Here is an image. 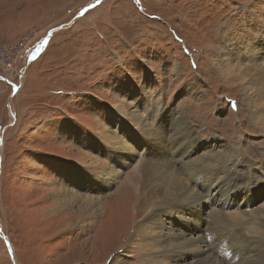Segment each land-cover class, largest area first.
Masks as SVG:
<instances>
[{
	"label": "rangeland",
	"instance_id": "1",
	"mask_svg": "<svg viewBox=\"0 0 264 264\" xmlns=\"http://www.w3.org/2000/svg\"><path fill=\"white\" fill-rule=\"evenodd\" d=\"M263 51L264 0H0V264L160 257L173 236L192 231L173 221L189 214L182 204L153 215L162 234L150 236V249L131 226L147 222L143 203L164 183L146 175L167 158L192 168L181 191L197 189L206 211L258 208L232 235L199 217L204 234L207 223L222 230L221 257V244L261 228L264 122L248 108L241 76L262 71ZM118 105L144 117L145 132L128 122L138 143L122 132ZM115 135L128 153H115ZM204 163L208 176L198 172ZM259 255L240 264H263ZM197 256L188 244L164 264Z\"/></svg>",
	"mask_w": 264,
	"mask_h": 264
},
{
	"label": "bare ground",
	"instance_id": "2",
	"mask_svg": "<svg viewBox=\"0 0 264 264\" xmlns=\"http://www.w3.org/2000/svg\"><path fill=\"white\" fill-rule=\"evenodd\" d=\"M258 58L260 59L261 57H258ZM236 67H238V66H236ZM238 70L240 71L242 69L239 67ZM233 71L234 70L231 71L230 75H232ZM260 73H261L260 78L259 77L254 78L255 75L260 74ZM225 74H226V72H225ZM240 74L242 75L241 71H240ZM241 77L244 78V81H245L244 83H249V90H248V94H247V98H246L248 105H249L248 108L252 109V115L255 118L262 120V122H264V81L262 80V79H264V67H263L261 72H257L256 74H254L253 78L249 77V79H248V77L245 75H243ZM119 106L120 105H118V107ZM120 107H121V109H120L119 114L122 113L121 114L122 115L121 120L126 121V129H124V131H122V132H124L125 134L130 132L129 138L132 139L135 143H138V141H140V138L139 139L137 138L135 140V137L133 136L134 133L131 132L133 130V126L129 127L128 122L132 121V124H135L139 128H142L145 132V130H147V124H145L146 122L144 120V117L140 114V112L137 110V108L135 106H134L135 109L134 110L132 109V111L129 110L127 107H124L123 105H121ZM129 107H131V106H129ZM258 122L259 121H257V123ZM117 137H118V135H115L112 137L114 140L113 146H116V147H114V151L116 150L115 153L116 154H118L119 152L128 153L130 146L121 145L122 141H120V144H119ZM159 137H161V136H159ZM141 145H143V143ZM157 157H159V156H157ZM189 159H191V157H189ZM167 160L168 161H166V160L165 161L169 162V164L171 166L168 165V167L165 169H162V171H159L158 170L159 168L157 169V166H155L152 170H150V172H149L150 176L148 174L146 175L148 178L150 177V179H153V182L159 181L156 178L158 176V177L162 178L164 184H162L161 182L159 184H156L155 189H153L152 193L149 194V198H148V194H147L146 199L148 202L143 201L144 202L143 206L145 204L147 211L149 212V214H147V216L149 215L147 222L145 220L138 226H135V227L131 226V229L133 232L135 231V235L141 236L144 240L147 241L146 246L148 249H150V247H152V245H153L152 241L150 240V236H156V235L162 234L161 232L156 231L153 227L150 226V222H152V220L154 219V218H152L153 215L160 218L162 215H165L169 210L174 209L177 206H181V204H182L183 207H181V210L183 212L189 213L188 215H190V216L193 215V218L191 219L187 214L180 213V215L175 216V218H173V221L177 222V223H178V221H181L183 224L190 223L189 228L192 231L189 233L186 232L187 234L182 233V235L176 234V236H173V242L169 243V245H166L164 252L158 258L153 257L154 256L153 254L149 255V257L148 256L146 257V255L143 254L144 261L142 264H164V259H167L170 261V258H171L170 255H171L172 251L176 250L178 247H186L188 244H190L192 246V248L195 250V252L198 253V256L196 259L199 260V262L194 263V264H240L250 255V252L253 254H257V255L260 254L259 255L260 260L258 257H256V258L261 263L264 264V261H263L264 260V233H258V232H260V229L262 231H264V221H261V223H260L261 228L252 229L251 232H248L249 230H246V232L243 233V235H240L239 239L233 245L234 247L229 248L228 246L221 244V245L225 246L228 250L231 249L234 253V256L235 255L237 256V254L235 253L236 251H242V253L239 254V257H240L239 260L234 261V256L232 258L231 257L229 258L228 252H226V255H224L222 253L224 256L221 257L219 252H218V249H217L220 247L219 246L220 243H218V240L221 239V231L222 230H219L217 227L215 228V226H218L220 228V226H219L220 223H221L220 225H226L227 224V225H229V228L225 229L222 233L225 232V234L227 233L228 235H232L233 233H235V234L239 233L241 227L243 226L242 223L245 225L244 220H241V219H247L249 215H251V214L253 215V213L256 214L258 208L252 209V211H249V212L243 211L241 214L238 210L237 211L235 210V211L229 212L228 215H224L221 210H218L216 212L213 211L212 209L206 211V208L201 207L202 204L205 203L206 198L204 199L203 195H201L198 191H196L197 189L195 190L194 188H192L193 185H190L188 183L189 188H192L190 190V194L187 191L188 189L181 191V185L183 184L181 182L183 179L182 174H184L188 171L193 172L192 168L186 164L187 166L185 165V167L179 166L180 168L176 167L175 169H173L172 168L173 165H172L171 161H169L168 158H167ZM202 166H203V168L198 169V172H200L204 176H208L209 172L207 170L212 169V166L207 165L206 163H204ZM212 173H213V171H212ZM187 177H189V176H187ZM167 182H168V185H165ZM184 185L185 184H183V187H184ZM224 190L227 191L228 195L235 193V191L232 190L231 187L224 188ZM259 191H261V190H259ZM233 199H234V197L232 198V201H233ZM90 200H91V198H90ZM91 201H93V200H91ZM143 209H144V207H143ZM193 209H195L194 213H192ZM203 213L207 214V215H204L205 218L210 217L212 219L213 223L215 224V226H214L211 223H207V226L205 228V234L203 233L205 224H200V222H199V217H201L203 215ZM174 219H176V221ZM188 219H190L189 222L187 221ZM183 220H186V221H183ZM230 227H232V228H230ZM234 229H237V230H234ZM232 230L234 232L231 233ZM255 230H256V232H255ZM173 231H174V229H173ZM191 233H192V235H191ZM131 236H129V237L131 238ZM206 237H208V239H209L208 240L209 241L208 246L206 244ZM165 240L167 241V237L165 238ZM262 240H263V242H262ZM158 242L160 244L164 243V241H158ZM214 254H217L218 257ZM181 258H183V257L180 256V259ZM160 259H163V260H160Z\"/></svg>",
	"mask_w": 264,
	"mask_h": 264
},
{
	"label": "water",
	"instance_id": "3",
	"mask_svg": "<svg viewBox=\"0 0 264 264\" xmlns=\"http://www.w3.org/2000/svg\"><path fill=\"white\" fill-rule=\"evenodd\" d=\"M7 243L9 244V248L11 250L12 249V245H11L10 241H7Z\"/></svg>",
	"mask_w": 264,
	"mask_h": 264
}]
</instances>
